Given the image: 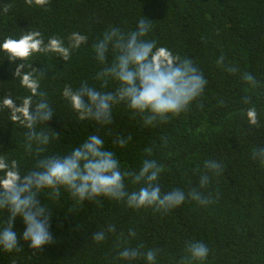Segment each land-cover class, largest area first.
Masks as SVG:
<instances>
[{
    "label": "trees",
    "instance_id": "obj_1",
    "mask_svg": "<svg viewBox=\"0 0 264 264\" xmlns=\"http://www.w3.org/2000/svg\"><path fill=\"white\" fill-rule=\"evenodd\" d=\"M140 19L151 25L148 39L190 60L204 74L208 83L203 95L187 113L155 127H145L123 104L113 109L109 126L79 120L62 95L64 87L76 89L87 81L99 88L96 73L102 65L92 45L111 27L124 33L135 30ZM29 31L41 32L45 43L51 36L61 37L66 47L71 34L79 32L88 43L73 49L68 61L55 53L10 61L0 51V99L10 93L19 105L30 95L14 75L21 62L24 72L36 69L34 77L54 113L49 123L36 126L51 142L45 151L29 155L28 130L9 119V110H0V156L16 159L24 174L38 159L70 153L95 134L116 155L122 171L139 173L145 158L155 159L163 165L162 191L196 188L211 194L213 203L203 207L188 201L161 214L104 198L99 204L78 203L63 187L59 197L44 190L38 200L51 210L53 243L32 249L22 238L26 226L17 217L20 250L0 249V264H128L117 260L119 251L140 245L159 250L158 264H178L186 254V242L193 240L209 247L206 264H264V164L253 159L254 150L264 147V0H50L45 7L0 0V43ZM114 55L109 54V62ZM221 56L223 64L217 63ZM226 66L239 72L231 74ZM245 73L255 78L254 86L243 78ZM117 86L109 81L101 90L114 91ZM38 99L33 97L34 102ZM250 107L257 109L258 126L248 123L245 112ZM129 136L125 147L115 143L117 137ZM146 149H151L150 157ZM208 160L220 162L222 171L208 173L210 183L201 189L200 175L207 171ZM126 184L129 191L139 187L131 175ZM6 218V211L0 210V222ZM109 225L113 232L107 231ZM129 229L135 230V238H129ZM101 230L106 239L97 244L92 237Z\"/></svg>",
    "mask_w": 264,
    "mask_h": 264
},
{
    "label": "clouds",
    "instance_id": "obj_2",
    "mask_svg": "<svg viewBox=\"0 0 264 264\" xmlns=\"http://www.w3.org/2000/svg\"><path fill=\"white\" fill-rule=\"evenodd\" d=\"M27 5L45 7L50 0H25ZM4 8V11H7ZM151 25L144 19L137 22L135 30L124 33L118 27L106 30L101 39L93 45L97 62L102 65L96 73L100 87L89 85L87 81L79 88L73 89L66 85L63 97L70 103L81 121L92 120L101 126L111 125L113 109L125 105L134 115L138 114L145 127H155L166 124L171 119L179 118L187 113L192 104L204 93L208 83L204 74L188 59H181L164 46H158L155 40L148 39ZM69 46L64 45L63 38L49 37L45 43L39 31H29L18 39L6 37L0 43V51L8 54L10 61H27L34 54L55 53L68 61L73 49L88 43V37L79 32H73L68 38ZM115 53L109 62V54ZM221 56L217 63L223 64ZM26 65L19 63L15 68V77L21 78V85L26 87L30 95L17 105L7 93L0 99V110H9V119L19 121L28 131L25 135V151L29 155L45 151L51 138L43 131H37V124L49 123L54 117L44 92L40 91V82L34 77L33 71L24 72ZM227 71L236 74L239 69L227 67ZM243 78L255 85L254 77L243 74ZM109 81H115L114 91H102ZM33 97H39L35 102ZM250 126L259 125L258 112L250 107L245 112ZM131 140L117 137L115 143L125 147ZM164 145L167 140H163ZM151 156V149L145 150ZM253 159L264 164V147L253 152ZM207 171L200 175V188H206L210 176L219 175L222 164L216 160L205 161ZM163 165L157 160L145 158L139 173H129L121 170L120 161L116 155L105 147L103 138L99 135L88 136L82 144L63 155L44 156L37 160L36 166L22 174L19 162L0 156V210H5L7 218L0 222V249L12 253L20 250L19 237L14 224L20 217L24 224L22 238L30 242L34 250H41L44 245L53 243L50 232L51 210L38 200L39 194L49 190L57 197L63 187L78 203H100L101 198L123 202L127 207L140 210L152 209L161 214H167L179 208L188 201L207 207L213 203L211 194L196 188L185 191L173 188L162 191L159 183ZM134 177V183L139 187L129 191L126 179ZM108 232L114 231L109 225ZM129 238H135L134 229H129ZM104 231L93 234L92 240L97 244L105 241ZM186 254L178 264H206L210 254L209 247L200 241H188L185 244ZM159 250L137 247H124L119 251L117 260L134 264L144 261L146 264H158Z\"/></svg>",
    "mask_w": 264,
    "mask_h": 264
}]
</instances>
